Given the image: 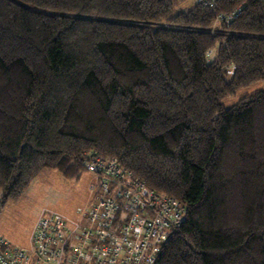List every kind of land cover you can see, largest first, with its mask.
Listing matches in <instances>:
<instances>
[{
  "label": "trees",
  "instance_id": "obj_1",
  "mask_svg": "<svg viewBox=\"0 0 264 264\" xmlns=\"http://www.w3.org/2000/svg\"><path fill=\"white\" fill-rule=\"evenodd\" d=\"M209 1L0 0L1 204L92 151L185 205L156 264H264V90L222 104L264 82V0Z\"/></svg>",
  "mask_w": 264,
  "mask_h": 264
},
{
  "label": "built area",
  "instance_id": "obj_2",
  "mask_svg": "<svg viewBox=\"0 0 264 264\" xmlns=\"http://www.w3.org/2000/svg\"><path fill=\"white\" fill-rule=\"evenodd\" d=\"M84 167L97 180L82 221L72 225L60 216L41 217L31 249L0 236V264L157 263L170 234L185 220V205L149 188L116 158L88 151Z\"/></svg>",
  "mask_w": 264,
  "mask_h": 264
},
{
  "label": "rangeland",
  "instance_id": "obj_3",
  "mask_svg": "<svg viewBox=\"0 0 264 264\" xmlns=\"http://www.w3.org/2000/svg\"><path fill=\"white\" fill-rule=\"evenodd\" d=\"M194 1L187 0V3ZM260 90H264V82L239 90L222 104L230 107ZM96 180V175L91 172L84 173L79 179H68L55 170H43L19 200L6 205L0 202V229L8 232V238L15 245L26 246L21 241H29L36 222L43 216H60L71 224L80 223L83 213L90 207Z\"/></svg>",
  "mask_w": 264,
  "mask_h": 264
},
{
  "label": "crops",
  "instance_id": "obj_4",
  "mask_svg": "<svg viewBox=\"0 0 264 264\" xmlns=\"http://www.w3.org/2000/svg\"><path fill=\"white\" fill-rule=\"evenodd\" d=\"M94 193H95V188H94V191H93V193H92V195H91V198H90V205H91V202H92V200H93V197H94ZM19 200V199H18ZM17 201V200H16ZM38 222V221H37ZM37 222H36V224H37ZM75 222V221H74ZM76 223V222H75ZM36 224H35V226H34V228H33V230H32V232H31V234H30V238H29V241L26 243V242H24V241H21L23 244H25L26 246H21V245H19L20 247H22V248H25V249H31L32 248V246H33V234H34V230H35V227H36ZM71 224V223H70ZM72 225H75V224H72ZM0 235L2 236V237H4V238H6L7 240H9L12 244H14L15 245V243L10 239V238H8L9 236H8V232H6V231H4L3 229H0ZM16 245H18V244H16Z\"/></svg>",
  "mask_w": 264,
  "mask_h": 264
}]
</instances>
